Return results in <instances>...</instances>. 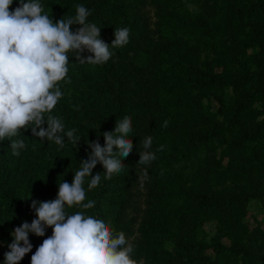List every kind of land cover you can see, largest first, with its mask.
Instances as JSON below:
<instances>
[{
  "label": "trees",
  "instance_id": "obj_1",
  "mask_svg": "<svg viewBox=\"0 0 264 264\" xmlns=\"http://www.w3.org/2000/svg\"><path fill=\"white\" fill-rule=\"evenodd\" d=\"M253 201L264 0H0V264H264Z\"/></svg>",
  "mask_w": 264,
  "mask_h": 264
},
{
  "label": "rangeland",
  "instance_id": "obj_2",
  "mask_svg": "<svg viewBox=\"0 0 264 264\" xmlns=\"http://www.w3.org/2000/svg\"><path fill=\"white\" fill-rule=\"evenodd\" d=\"M250 52V51H249ZM198 57H202L200 54ZM217 70H225L228 69L227 66L232 65V67H237L239 62L237 60L232 61L230 64L227 60H223V58L218 59L216 62ZM247 215L244 219V222L249 226L251 231L255 229H259L260 231H264V208L262 207L259 201H253L248 205ZM205 230L210 233L214 234L216 231V226L214 223H208L205 225ZM223 242L229 244V241L226 237L222 238Z\"/></svg>",
  "mask_w": 264,
  "mask_h": 264
}]
</instances>
